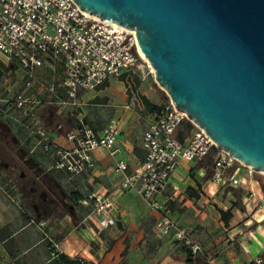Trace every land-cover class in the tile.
I'll return each mask as SVG.
<instances>
[{
  "label": "crops",
  "instance_id": "crops-1",
  "mask_svg": "<svg viewBox=\"0 0 264 264\" xmlns=\"http://www.w3.org/2000/svg\"><path fill=\"white\" fill-rule=\"evenodd\" d=\"M0 61L5 63L1 55ZM47 74L46 68L38 70L41 79ZM7 85L16 91L22 86V78L13 73ZM79 98L84 103L85 122L96 134L110 120H118L121 132L116 142L121 153L117 157L125 159L128 172L135 170L144 157L142 134L155 117L150 104H164L162 96L146 80L140 86L137 102L126 110V82L122 76H111L101 87L80 92ZM23 114L0 104V118L9 124L22 149L66 196L61 205L75 209L76 222L62 212V207L51 203L43 219L45 226L40 228L33 213L43 210V205L27 209L17 186L10 182V191V185L0 180V264H184L186 259L190 264H243L256 256L264 259V218L257 208L264 194L250 171L234 165L228 174L237 176L240 184L221 186L211 181L210 156L203 162L182 160L172 174L171 186L158 196L175 224L190 230L192 238L211 256L207 262L200 254H187V247L174 238L173 231L167 235L156 231L159 213L152 211L135 191L119 188L122 174L115 170L104 148L93 150L94 165L82 173L70 175L52 169V160L39 143L40 136L27 128ZM37 114L54 145L72 147L67 134L75 127L74 118L51 105L43 106ZM188 134L182 123L177 137L182 135L184 140ZM249 190L256 195L249 197ZM90 193L113 200L114 226L97 230L96 220L88 216L91 206L79 203Z\"/></svg>",
  "mask_w": 264,
  "mask_h": 264
},
{
  "label": "built area",
  "instance_id": "built-area-1",
  "mask_svg": "<svg viewBox=\"0 0 264 264\" xmlns=\"http://www.w3.org/2000/svg\"><path fill=\"white\" fill-rule=\"evenodd\" d=\"M0 104L23 112L26 126L40 136L39 143L52 160L51 168L70 175L93 167L92 152L104 148L122 174L121 190H133L150 209L158 212L155 229L160 235L174 232V238L191 254H200L210 262L211 256L192 238L190 230L177 226L165 212L158 196L171 186V177L180 161L203 162L213 156L211 181L221 186H238L237 176L228 174L236 160L217 148L205 131L193 124L184 140L178 139L179 126L188 120L171 102L155 111V117L142 134L144 157L139 166L127 171L116 139L121 132L118 120H110L96 134L85 122L82 91L101 87L111 76H122L129 90L124 109L137 102L140 86L153 70L137 49L134 31L113 22L103 21L82 10L74 0H0ZM47 69L44 79L38 70ZM22 78V86L13 91L7 85L11 74ZM137 79V83H135ZM45 105L67 113L75 127L67 134L72 147L63 149L53 144L45 133L37 110ZM174 189L176 187L173 186ZM249 190L248 196H255ZM90 205L88 216L96 220L97 230L114 226L115 204L103 194L90 193L79 200ZM264 218V198L257 203ZM42 228L45 221L38 223ZM243 264H264L261 256Z\"/></svg>",
  "mask_w": 264,
  "mask_h": 264
},
{
  "label": "water",
  "instance_id": "water-1",
  "mask_svg": "<svg viewBox=\"0 0 264 264\" xmlns=\"http://www.w3.org/2000/svg\"><path fill=\"white\" fill-rule=\"evenodd\" d=\"M134 31L171 104L264 175V0H74Z\"/></svg>",
  "mask_w": 264,
  "mask_h": 264
},
{
  "label": "trees",
  "instance_id": "trees-1",
  "mask_svg": "<svg viewBox=\"0 0 264 264\" xmlns=\"http://www.w3.org/2000/svg\"><path fill=\"white\" fill-rule=\"evenodd\" d=\"M163 104H161L160 106L157 105H152L150 104V107H152V110L158 111ZM193 127L192 123L189 120H185L183 122V130L185 131V133H188L190 131V129ZM13 132L9 126V124L4 121L3 119L0 118V142L4 141L5 138H7L9 135H12ZM183 136H178V139H182ZM6 144L8 146H15L18 145V143H14L13 142V138H10L6 141ZM7 145L3 144V146H1L3 149H5L4 151H6L5 153L7 154V156H11L10 154V149L7 148ZM8 151V152H7ZM214 151H217V148H214ZM12 153V152H11ZM4 157H0V161H1V165H3L4 162ZM210 160L213 161V156H210ZM19 161V160H18ZM237 162V161H235ZM234 162L233 166L236 165V163ZM232 166V167H233ZM46 175V176H45ZM18 176H19V181L21 182V185H19V189L21 192V197L24 199V202H26L27 198H29V201L31 202H35V195H33V193L30 191L31 187H37L38 189H43L45 188L44 183H47V185H50L51 190L56 192V194L58 195L59 201L56 202V204H58L60 207H62V212L63 213H67L71 218L73 222H76V213H75V209L69 205V206H63L61 204H63L64 202V198H66V196L62 195L59 188L56 187L52 182H51V178H49L47 176V172L44 170H41V172L34 174L33 172L30 171H26L25 172V176L24 174H22V172H18ZM257 180L260 183L262 192L264 194V182L261 180V178L259 176H257ZM55 204V205H56ZM43 210H39L37 212L33 213V220L36 223H39L40 221H42L43 219H45L46 217V213H48L46 211V209L48 210L49 206L48 205H43ZM222 217H225V212L221 211ZM187 254H191L190 250L187 248L186 250ZM76 261H72V264H74ZM184 264H190V260L186 259Z\"/></svg>",
  "mask_w": 264,
  "mask_h": 264
},
{
  "label": "rangeland",
  "instance_id": "rangeland-1",
  "mask_svg": "<svg viewBox=\"0 0 264 264\" xmlns=\"http://www.w3.org/2000/svg\"><path fill=\"white\" fill-rule=\"evenodd\" d=\"M147 82L150 83L152 86L155 87V90L159 93V95L162 96L164 103L166 104L167 102L170 101L169 97L167 96V94L156 84V82L154 81V76L152 74L147 75ZM10 138H13V142L16 144L18 143V145L15 146H8L6 144V141ZM3 144L7 145V148L10 149V154L11 156H7V154L5 153L6 151H4L5 149H3L1 146H3ZM22 146L20 145L19 141L17 140V138L14 136V134L9 135L7 138H5L4 141L0 142V157H4V162L3 165L0 166V180L2 182L7 183V185L9 186V190H12V185L10 184L13 183L15 186H17V189H19V185H21V182L19 181V176H18V172H22V174H24L25 176V172L27 171V169L18 161V156H17V152L18 149H21ZM23 152H25L22 149ZM8 152V151H7ZM12 152V153H11ZM26 153V152H25ZM27 154V153H26ZM29 156V154L25 155ZM236 164H238L240 167L244 168L247 171L251 172V175L254 178H257V176H259L261 178V180L264 182V175L257 173L256 171H254L253 169H251L250 167L240 163V162H235ZM1 161H0V165H1ZM20 192V190H18ZM16 202V199L14 200ZM77 206V203H75V208ZM25 207L29 210H31V204L29 201V198H27L26 202H25ZM58 209V206H57Z\"/></svg>",
  "mask_w": 264,
  "mask_h": 264
},
{
  "label": "flooded vegetation",
  "instance_id": "flooded-vegetation-1",
  "mask_svg": "<svg viewBox=\"0 0 264 264\" xmlns=\"http://www.w3.org/2000/svg\"><path fill=\"white\" fill-rule=\"evenodd\" d=\"M21 148V147H20ZM27 155L25 152L21 149H18L17 156L19 162L30 172H33L34 174L41 172L37 164L33 162L30 156ZM46 176V175H45ZM44 183L45 188L38 189L37 187H31L30 191L33 193V197H35V202L31 201V206H35L36 204L39 205H49V204H56V202L59 201L58 195L56 192L51 190L50 185H47V183Z\"/></svg>",
  "mask_w": 264,
  "mask_h": 264
},
{
  "label": "bare ground",
  "instance_id": "bare-ground-1",
  "mask_svg": "<svg viewBox=\"0 0 264 264\" xmlns=\"http://www.w3.org/2000/svg\"><path fill=\"white\" fill-rule=\"evenodd\" d=\"M141 56L146 60L145 56L140 52Z\"/></svg>",
  "mask_w": 264,
  "mask_h": 264
}]
</instances>
